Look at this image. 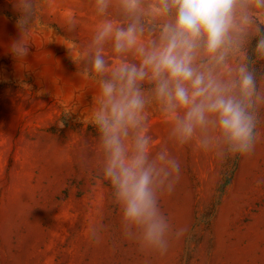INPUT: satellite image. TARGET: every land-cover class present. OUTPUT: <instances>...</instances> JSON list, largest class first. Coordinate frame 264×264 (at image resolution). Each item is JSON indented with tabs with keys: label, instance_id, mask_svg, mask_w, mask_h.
Returning <instances> with one entry per match:
<instances>
[{
	"label": "rangeland",
	"instance_id": "1",
	"mask_svg": "<svg viewBox=\"0 0 264 264\" xmlns=\"http://www.w3.org/2000/svg\"><path fill=\"white\" fill-rule=\"evenodd\" d=\"M151 3L142 0L137 14L146 48L172 19L148 14ZM13 4L0 0V264H264V104L256 110L254 151L225 157L211 128L183 140L155 82L139 83L141 122L122 142L131 154L136 136H146L150 162L169 172L167 161L181 163L174 191L168 192L174 173L164 183L158 179L154 191L173 229L187 227L166 254L141 251L122 234L121 205L104 176L107 152L94 123L101 83L115 67L139 66L142 59L135 49L117 53L112 38L97 45L95 35L105 22L126 28L135 17L120 0H109L104 13L96 0H35L36 22L25 35L29 54L17 61L9 51L20 37ZM256 34L253 26L230 53L217 70L222 78H234V69L246 64L244 46ZM97 51L104 73L93 70ZM257 89L264 93V71Z\"/></svg>",
	"mask_w": 264,
	"mask_h": 264
},
{
	"label": "clouds",
	"instance_id": "2",
	"mask_svg": "<svg viewBox=\"0 0 264 264\" xmlns=\"http://www.w3.org/2000/svg\"><path fill=\"white\" fill-rule=\"evenodd\" d=\"M96 4L104 13L109 0H96ZM120 4L134 21L126 28L105 22L94 42L99 45L112 38L117 53L135 49L142 59L139 66L115 67L101 83L102 99L94 123L107 152L104 176L121 205L123 236L136 242L141 251L163 255L171 239L181 238L187 227L173 229L158 207L154 184L158 179L164 183L174 173V181L168 183V192H173L181 177V163L167 161L169 172L158 168L156 161L150 162L146 136H136L131 154L125 148L122 138L140 125L145 108L138 85L146 78L155 82L156 97L163 101L166 113L175 115V131L183 140L191 139L197 129L211 128L225 145V157L251 154L259 136L256 110L264 104V93L258 91L256 75L247 64L234 69L236 75L230 79L222 78L217 70L226 67L230 53L240 49L253 26L259 35L255 51L264 57V33L259 28L264 24V0H152L148 14L172 19L163 24L158 42L147 48L139 43L144 31L137 15L142 0H120ZM13 7L20 12L16 22L20 37L11 42L9 51L19 61L29 54L25 35L36 22L37 9L35 0H14ZM201 54L206 59L198 63ZM92 66L96 73L106 71L99 51ZM178 110H183L182 116L176 114ZM210 142V138L202 141L205 147ZM158 160L164 162L165 155L160 154Z\"/></svg>",
	"mask_w": 264,
	"mask_h": 264
},
{
	"label": "trees",
	"instance_id": "3",
	"mask_svg": "<svg viewBox=\"0 0 264 264\" xmlns=\"http://www.w3.org/2000/svg\"><path fill=\"white\" fill-rule=\"evenodd\" d=\"M260 31L264 33V24L259 25ZM259 39L258 33L244 46V51L246 54V64L250 70L254 71L256 75V81L261 78L264 71V57H261L255 51L257 41ZM228 179L225 181V185L228 183Z\"/></svg>",
	"mask_w": 264,
	"mask_h": 264
}]
</instances>
